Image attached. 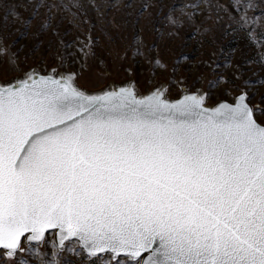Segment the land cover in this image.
I'll return each mask as SVG.
<instances>
[{
	"label": "snow or ice",
	"instance_id": "snow-or-ice-1",
	"mask_svg": "<svg viewBox=\"0 0 264 264\" xmlns=\"http://www.w3.org/2000/svg\"><path fill=\"white\" fill-rule=\"evenodd\" d=\"M41 7L51 27L59 5ZM255 7L232 0L231 30ZM97 41L63 39L53 66L0 37V264H264V74L226 56L230 71L99 84L84 75ZM154 47L135 55L167 71Z\"/></svg>",
	"mask_w": 264,
	"mask_h": 264
},
{
	"label": "rangeland",
	"instance_id": "rangeland-1",
	"mask_svg": "<svg viewBox=\"0 0 264 264\" xmlns=\"http://www.w3.org/2000/svg\"><path fill=\"white\" fill-rule=\"evenodd\" d=\"M51 2L59 7L52 9V26L44 28L45 8L33 14L38 0H0V37L12 52L19 50L22 58L27 55L29 64L54 66L64 52L63 39L90 34L98 37L95 53L104 63L97 68V60H91L92 67H86L84 75L86 80L95 79L99 84L132 77L144 88L164 80L173 67L178 73L207 75L208 69L201 63L205 60H215L230 71L231 66L224 63L226 56L231 57L233 65L242 64L246 74H264L259 41L249 37V33H255L257 38L264 35V0H254L257 7L248 9L249 16L255 17L252 25L237 31L231 30L235 28L229 16L232 0H78L80 6L76 7L74 0ZM145 4L148 7L138 14ZM8 5H16L20 15L8 12L5 20ZM221 5H227L229 11ZM170 16L183 23H172ZM53 28L61 34L70 31L64 37L54 34ZM138 41L144 47L155 45L154 54L168 70L159 65L153 68L143 54L135 55ZM73 67H79V62ZM97 72L102 75L97 76ZM67 259L69 264H82L72 253L67 254Z\"/></svg>",
	"mask_w": 264,
	"mask_h": 264
}]
</instances>
